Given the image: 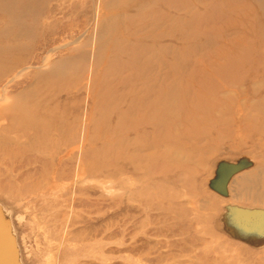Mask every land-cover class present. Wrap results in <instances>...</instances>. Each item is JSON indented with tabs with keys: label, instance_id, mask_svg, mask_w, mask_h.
Here are the masks:
<instances>
[{
	"label": "rangeland",
	"instance_id": "rangeland-1",
	"mask_svg": "<svg viewBox=\"0 0 264 264\" xmlns=\"http://www.w3.org/2000/svg\"><path fill=\"white\" fill-rule=\"evenodd\" d=\"M256 191L260 2L0 0V264H264Z\"/></svg>",
	"mask_w": 264,
	"mask_h": 264
},
{
	"label": "bare ground",
	"instance_id": "bare-ground-1",
	"mask_svg": "<svg viewBox=\"0 0 264 264\" xmlns=\"http://www.w3.org/2000/svg\"><path fill=\"white\" fill-rule=\"evenodd\" d=\"M258 2H260L261 3V5L263 6V8H264V0H257ZM42 121V120H41ZM39 122H40V120H39ZM44 122V121H43ZM33 123H34V121H33ZM29 125V124H28ZM35 125H37V123L35 124ZM30 126V125H29ZM38 126V125H37ZM28 127V126H27ZM39 128V127H38ZM39 129H42L41 127L39 128ZM44 132V131H43ZM47 137V136H46ZM255 181V180H254ZM251 183V182H250ZM254 188V187H253ZM257 188H255V190H256ZM248 193V192H247ZM256 193H257V191H256ZM260 193V192H259ZM257 193V194H255V196H254V198H256V200H260V199H263L264 198V192L263 193ZM254 194V193H253ZM241 195H243V194H241ZM7 251V257H10L11 256V254H10V252L8 251V249L6 250Z\"/></svg>",
	"mask_w": 264,
	"mask_h": 264
}]
</instances>
